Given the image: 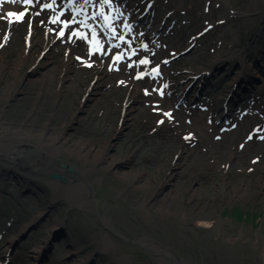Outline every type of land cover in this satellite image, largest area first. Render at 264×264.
Here are the masks:
<instances>
[{
  "label": "rangeland",
  "instance_id": "374dc122",
  "mask_svg": "<svg viewBox=\"0 0 264 264\" xmlns=\"http://www.w3.org/2000/svg\"><path fill=\"white\" fill-rule=\"evenodd\" d=\"M254 2H0V138L85 174L115 233L82 181L58 194L0 159V264H158L143 238L197 264H264Z\"/></svg>",
  "mask_w": 264,
  "mask_h": 264
},
{
  "label": "water",
  "instance_id": "95a60500",
  "mask_svg": "<svg viewBox=\"0 0 264 264\" xmlns=\"http://www.w3.org/2000/svg\"><path fill=\"white\" fill-rule=\"evenodd\" d=\"M20 158L14 161H10L7 156H4L3 154H0V159L7 161L9 163L15 164L17 162V169L20 171L26 172L29 176H35V177H49L53 184L60 183L62 186L69 185V179H72L74 181H82L86 184L89 191V207L94 212L97 220L99 223L108 231L115 234L109 227L108 222L106 219L100 214L99 209L96 204L95 200V191L91 184L87 181L86 178L80 175V170L76 169L73 166H69L66 164H61L60 168L55 166L54 160L51 156L47 157V163L46 165L39 166L35 168L31 164V160L33 158H41L44 157L43 153L39 151L37 148L33 146H27L25 150L23 151V155L20 154ZM50 170L53 172L51 173ZM13 173V172H12ZM33 182V181H29ZM30 191V190H28ZM47 218V215L45 217L40 219V224L33 225L29 230L22 236L21 239H26L29 236V233L33 230L38 229V227L45 221ZM64 222H59L58 227L55 228V231L57 234H64ZM124 239V238H123ZM127 241V240H126ZM132 245H136L138 247H141L145 251H147L150 255L155 257L157 259L158 264H197L190 260H184L181 259L175 252L168 249L167 247H163L159 243L148 239L143 238L139 241H132L130 242ZM166 252V253H165ZM165 253V254H164Z\"/></svg>",
  "mask_w": 264,
  "mask_h": 264
},
{
  "label": "bare ground",
  "instance_id": "6f19581e",
  "mask_svg": "<svg viewBox=\"0 0 264 264\" xmlns=\"http://www.w3.org/2000/svg\"><path fill=\"white\" fill-rule=\"evenodd\" d=\"M13 5V4H12ZM252 9H253V13H255V14H257V16H258V18L257 19H259V21L261 22V26L263 27V29H262V32L258 35V41L257 42H259V41H264V0H255V2L253 3V5H252ZM29 40H31V42H30V45H32L33 44V38H32V34H31V39H29ZM4 138H0V154H3L4 156H7L9 159H13V161L14 160H17V159H19L20 158V154H22L23 155V151L25 150V148L28 146L27 144L25 145L24 143H21V142H19L18 140H14V139H9V137H8V135L7 134H4V135H2ZM9 144H11V145H14V147H12V146H10ZM29 146H32V145H29ZM34 147V146H33ZM42 147V146H41ZM41 147H39V146H37V147H35V148H37L39 151H41V153H43V155H45L44 157H41V158H33L32 160H31V164H32V166H34L35 168H36V166H35V164H34V161L35 160H40L39 162H41L42 163V161H43V159L44 158H46V156H51L52 158H53V160H54V164L56 163V160H55V152L54 151H49L48 153L47 152H43L44 151V149L43 148H41ZM46 160H47V158H46ZM12 161V160H11ZM44 162V161H43ZM16 167H18L17 166V162L14 164ZM40 165H42V164H40ZM46 165V164H45ZM43 166H44V164H43ZM56 166V165H55ZM81 176H83L84 178H85V174H81ZM77 184V185H76ZM76 184H70L71 185V187L72 188H74V189H79L78 187H75L74 185H76V186H79V184L78 183H76ZM57 187L59 188V190H58V194H61L60 193V191H61V189H63V191L65 190L63 187H62V185L61 184H57ZM47 219V218H46ZM44 223V222H43ZM40 224V223H39ZM110 245H111V243H110ZM108 246V249H110V248H112L111 246ZM114 247V246H113ZM105 248H107V247H105ZM120 257H121V255L119 256V254H118V257L116 258V259H113L114 261H116V260H119L120 259Z\"/></svg>",
  "mask_w": 264,
  "mask_h": 264
},
{
  "label": "snow or ice",
  "instance_id": "6c2138e0",
  "mask_svg": "<svg viewBox=\"0 0 264 264\" xmlns=\"http://www.w3.org/2000/svg\"><path fill=\"white\" fill-rule=\"evenodd\" d=\"M0 2H2V0H0ZM16 0H12V3H15ZM26 2L30 3L31 0H26ZM8 15H15V13H8ZM20 15H23L22 13Z\"/></svg>",
  "mask_w": 264,
  "mask_h": 264
},
{
  "label": "flooded vegetation",
  "instance_id": "af4514ba",
  "mask_svg": "<svg viewBox=\"0 0 264 264\" xmlns=\"http://www.w3.org/2000/svg\"><path fill=\"white\" fill-rule=\"evenodd\" d=\"M3 79H4V77L2 75H0V80H3ZM1 82L2 81H0V84H1ZM46 163H47V161H46Z\"/></svg>",
  "mask_w": 264,
  "mask_h": 264
}]
</instances>
